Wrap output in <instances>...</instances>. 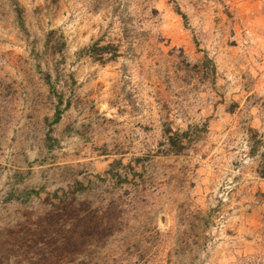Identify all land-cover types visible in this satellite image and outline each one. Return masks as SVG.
<instances>
[{"label": "rangeland", "instance_id": "374dc122", "mask_svg": "<svg viewBox=\"0 0 264 264\" xmlns=\"http://www.w3.org/2000/svg\"><path fill=\"white\" fill-rule=\"evenodd\" d=\"M257 40L264 0H0V264H264Z\"/></svg>", "mask_w": 264, "mask_h": 264}, {"label": "trees", "instance_id": "16d2710c", "mask_svg": "<svg viewBox=\"0 0 264 264\" xmlns=\"http://www.w3.org/2000/svg\"><path fill=\"white\" fill-rule=\"evenodd\" d=\"M177 11V13H179L181 15V17L183 19H185V14L182 13L181 11H179L178 8L175 9ZM92 50H97L96 49V44L92 45ZM100 49H105L103 46L100 47ZM207 64H210V68L209 71L211 72V74H214V65L212 63V61L207 58L204 57L203 60V66L207 67ZM59 119V113L55 112L54 113V117L52 119L53 122H56ZM168 132V131H167ZM167 137H166V141H165V146H166V152H178L181 148H182V142L184 140V138L186 137L187 131H173L172 133H167Z\"/></svg>", "mask_w": 264, "mask_h": 264}, {"label": "crops", "instance_id": "0c3cea01", "mask_svg": "<svg viewBox=\"0 0 264 264\" xmlns=\"http://www.w3.org/2000/svg\"><path fill=\"white\" fill-rule=\"evenodd\" d=\"M252 44H253V43H249V47H250V49H251V47H253ZM260 45L264 47V42L257 40V43H255L256 48H257V49L260 48V47H261ZM263 47H262V48H263ZM256 48H255V49H256ZM257 49H256V50H257Z\"/></svg>", "mask_w": 264, "mask_h": 264}]
</instances>
